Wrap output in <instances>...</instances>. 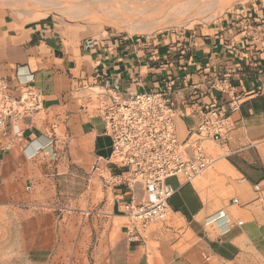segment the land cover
I'll return each mask as SVG.
<instances>
[{
	"label": "crops",
	"instance_id": "obj_1",
	"mask_svg": "<svg viewBox=\"0 0 264 264\" xmlns=\"http://www.w3.org/2000/svg\"><path fill=\"white\" fill-rule=\"evenodd\" d=\"M254 20L258 23L250 25L249 20L225 18L187 38L146 44L112 39L105 47L84 50L83 42L96 38L72 25L54 18L26 23L0 12V78L10 86L31 80L30 86L44 100L42 111L21 122L25 149L0 153V209L19 210L28 195H41L43 185H49L50 193L56 167L53 155L59 148L67 167L80 177H94V168L105 166L110 140L103 135L100 118L82 109L91 88L142 93L157 88L168 70L180 79L186 76V82L195 84L202 94L196 101L187 99L188 94L174 96L176 125L182 131L197 120L203 105L212 100L224 102L217 92L205 91L204 76L215 71L227 75L236 92H251L230 116L227 142L219 147L224 155L214 167L217 174L234 176L228 184L234 185L233 192L231 197L220 198L204 191V179L195 184L173 177L166 180L173 191L169 213L188 236L186 248L174 252L170 264L228 263L245 249L264 259V223L260 221L264 164L257 154V144L264 141V20ZM156 52L160 57L170 53L167 67L148 61L149 54ZM237 63L242 71L235 68ZM58 124L60 136L55 133ZM111 191V214L104 217L101 231L108 252L99 264H151L148 242L160 238L158 233L145 236V230L140 240L131 241L122 225L118 241L111 240L110 219L124 218L122 205L130 200V192L123 187ZM137 192L134 195L140 196ZM16 231L19 240L12 247L32 264H50L57 248L56 214L35 211L18 222Z\"/></svg>",
	"mask_w": 264,
	"mask_h": 264
},
{
	"label": "built area",
	"instance_id": "obj_2",
	"mask_svg": "<svg viewBox=\"0 0 264 264\" xmlns=\"http://www.w3.org/2000/svg\"><path fill=\"white\" fill-rule=\"evenodd\" d=\"M136 42L146 44L139 39ZM96 45V40L90 38L82 47L90 50ZM170 56L160 57L156 52L149 54L148 61L167 67ZM235 68L242 71L240 63ZM205 76L206 93L217 92L224 102L212 100L203 105L197 120L184 128L185 136L176 125L174 96L188 94L187 99L196 101L202 94L195 84L186 82V76L180 79L168 70L157 88L142 93L107 86L89 90L82 109L100 118L103 135L110 140L105 166L94 170L106 187H123L130 192L122 213L131 241L140 240L149 224L168 215V199L173 194L166 184L168 178L191 184L213 165L215 159L207 154L205 144L225 146L230 116L239 111L243 98L251 93L236 92L227 75L210 71ZM30 82L10 86L0 78V153L25 149L21 122L44 108L41 92ZM135 190L140 196L134 195Z\"/></svg>",
	"mask_w": 264,
	"mask_h": 264
},
{
	"label": "rangeland",
	"instance_id": "obj_3",
	"mask_svg": "<svg viewBox=\"0 0 264 264\" xmlns=\"http://www.w3.org/2000/svg\"><path fill=\"white\" fill-rule=\"evenodd\" d=\"M11 1L12 6L7 4L6 0H0L1 13H9L26 23L54 18L64 25H72L73 28L81 30L84 34L95 37L99 43L97 45L102 47H105L112 39H118L122 42L138 39L142 42H149L155 39L161 40L162 38H168L169 40H177L181 37L187 38L201 29L214 27L225 18L234 17L238 21L249 20L250 25L258 23L254 19L264 20V0H227L228 3H226V0H220L221 3L216 0L213 7L203 9L204 12L199 11V3L194 4L189 9L175 8L174 6L178 0H165L166 2H163L164 0H142L143 3L141 0H134V2L133 0H110L104 10L97 11L95 8L93 13L84 15L80 19L70 17L72 15L70 11L56 12L41 7L40 4H34L31 0ZM69 1L71 0H63L62 3L68 5ZM147 3L150 7L146 5ZM215 5L219 6L216 7ZM124 6L135 8L127 9ZM218 7L219 9L215 12L218 15H216L213 9L216 10ZM220 7H222V10ZM152 8L153 10H151ZM156 8L161 9L157 11ZM137 10L141 11L138 16L136 15ZM195 10L196 12H194ZM157 12L162 14L158 15ZM213 15L215 16L212 17ZM131 25L134 26L133 29ZM138 25L140 27L142 25L140 29L143 33L141 30H137ZM149 27L151 28L149 29ZM145 29H148V31H145ZM133 30L134 32H132ZM58 125L60 126L55 129V133L60 136L62 127L61 124ZM182 133V136H185L184 129ZM205 147L207 154L212 156L215 162L194 181V184L198 180L204 179L206 181L205 192L218 195L220 198L231 197L234 185L228 184L234 179V176L230 173L217 174L214 171L215 163L219 158H223L224 152L211 143H206ZM257 154L260 162L264 164V141L257 144ZM53 160L56 167L51 178L50 193L47 190L49 185H43L40 190L41 195L35 197L28 195L19 210L0 209V264H32L19 252L18 248L12 247V242L19 240L16 231L18 222L24 216L35 211H50L56 214L57 217V248L52 254L50 264H99L107 258L108 250L104 241L101 240L105 233L101 231L104 217L107 219L111 214L113 203L111 188L106 187L97 175L94 177H80L70 171L61 148L53 155ZM137 193L140 194V191ZM260 221L264 223V206L260 212ZM126 223L125 218L110 219V225L112 226L110 238L112 241L114 237L115 241H118L119 228ZM151 233H158L160 237L155 241L148 242L149 262L151 264H170L173 259L172 254L183 251L187 246L188 236L184 235L182 224L170 213L164 220L147 226L145 236ZM43 262L36 264H45ZM212 264H264V259L254 250L245 249L232 262L212 261Z\"/></svg>",
	"mask_w": 264,
	"mask_h": 264
},
{
	"label": "bare ground",
	"instance_id": "obj_4",
	"mask_svg": "<svg viewBox=\"0 0 264 264\" xmlns=\"http://www.w3.org/2000/svg\"><path fill=\"white\" fill-rule=\"evenodd\" d=\"M14 1H16V2H18V1H22V0H14ZM30 1V0H29ZM34 4H40L41 5V7H44V8H49L50 10H54V11H56V12H61V11H70V12H72V15H70V17H72V18H78V19H80L81 17H83L84 15L86 16V15H88V14H91V13H93V11H94V9L96 8V10L97 11H101V10H104L105 9V7L107 6V4H108V2L110 1V0H71V1H69V3H68V5L67 4H63L62 3V1H60V0H31ZM129 1V0H128ZM127 1V2H128ZM137 1H139V0H137ZM153 1V0H152ZM156 1V0H155ZM161 1H163V0H161ZM168 1V0H167ZM220 1V0H219ZM223 1V0H222ZM222 1H220V3L222 2ZM5 2V1H4ZM6 2H7V4H9L10 6H12L11 4H12V1L11 0H9V1H7L6 0ZM122 2V1H121ZM124 2V1H123ZM133 2H134V0H133ZM141 2H142V0H141ZM151 2V1H150ZM158 2V1H157ZM160 2V1H159ZM163 2H166L165 0L163 1ZM230 2V1H229ZM21 3V2H20ZM137 3V2H136ZM135 3V4H136ZM140 3V2H139ZM143 3V2H142ZM142 3H140L142 6H143V4ZM146 3V2H145ZM144 3V4H145ZM149 3V2H148ZM146 4V5H148L149 6V4ZM151 3H153V2H151ZM161 3V2H160ZM159 3V4H160ZM197 3H199V11L200 10H202L203 11V9H208V8H210V7H213V5L216 3V0H178L177 1V3H176V5L174 6L175 8H179V9H189V8H191L192 6H194V4H197ZM226 3H228V1L226 0ZM15 4V3H14ZM34 4H32V5H34ZM131 4V3H130ZM134 4V3H133ZM138 5V6H141V5ZM156 4V3H155ZM168 4H169V2H168ZM167 4V5H168ZM32 5H30V6H32ZM64 5V6H63ZM67 5V6H66ZM94 5H96V6H94ZM120 5V4H119ZM224 5H225V3H224ZM223 5V6H224ZM228 5V4H227ZM21 6H22V4H21ZM121 7H123L122 5H120ZM126 6V5H125ZM124 6V8H129V7H125ZM134 6V5H133ZM148 6H147V10H148ZM151 6H153L152 4H151ZM169 6V5H168ZM167 6V7H168ZM216 7L217 6H219V5H215ZM19 7V6H18ZM23 7V6H22ZM132 7V6H131ZM131 7L129 8V9H131ZM137 7V6H136ZM150 7V6H149ZM160 7H162V6H160ZM13 8V7H12ZM24 8V7H23ZM132 8H135V7H132ZM159 8V7H158ZM195 8H197V7H195ZM215 8V7H214ZM222 7H220V9H221ZM20 9V8H19ZM120 9V8H119ZM157 9V8H156ZM161 9V8H160ZM159 9V10H160ZM164 9V8H163ZM211 9V8H210ZM213 9V8H212ZM219 9V7L218 8H216V10L215 9H213V12H214V14H216L215 12L217 11ZM144 10V9H143ZM151 10H153V8L151 9ZM150 10V11H151ZM154 10H155V8H154ZM158 9H157V11H159ZM166 10V9H165ZM215 10V11H214ZM222 10V9H221ZM220 10V12H222ZM25 11V10H24ZM107 11V10H106ZM138 12H137V16H138V13L139 12H141V11H139V10H137ZM162 11V10H161ZM181 11V10H180ZM26 12V11H25ZM69 12V13H70ZM152 12V11H151ZM164 12V11H163ZM194 12H196V10L194 11ZM204 12V11H203ZM209 12H211V11H209ZM208 12V13H209ZM62 13V12H61ZM144 13V12H143ZM150 13V12H149ZM202 13V12H201ZM200 13V14H201ZM207 13V12H206ZM95 14V13H94ZM93 14V15H94ZM103 14V13H102ZM107 14V13H106ZM141 14V13H140ZM157 14H158V12H157ZM162 13H160V14H158V15H161ZM189 14V13H188ZM69 15V14H68ZM96 15V14H95ZM94 15V16H95ZM97 15H99L98 13H97ZM133 15V14H132ZM131 15V16H132ZM144 15V14H143ZM187 15V14H186ZM212 15V14H211ZM216 15H218V14H216ZM151 16V15H150ZM190 16V15H189ZM215 15H213L212 17H214ZM100 17H101V15H100ZM107 17V16H106ZM109 17V16H108ZM121 17V16H120ZM89 18V17H88ZM87 18V19H88ZM94 18V17H93ZM111 18V17H110ZM132 18V17H131ZM177 18V17H176ZM180 18V17H179ZM86 19V18H85ZM135 19V18H134ZM91 20H92V17H91ZM189 20V19H188ZM117 21V20H116ZM112 23V22H111ZM126 23H127V21H126ZM130 23V22H129ZM122 24V23H121ZM143 24V23H142ZM155 25V24H154ZM139 26V27H138ZM137 27L139 28H137V30L139 31V30H141L140 28H142V25H141V27H140V25H138ZM145 26H147V25H145ZM149 26V25H148ZM117 27V26H116ZM134 27V26H133ZM133 27H132V25H131V28L133 29ZM135 27H136V25H135ZM152 27V26H151ZM151 27H149V29L151 28ZM156 27V26H155ZM145 28H147V27H145ZM142 31V30H141ZM145 31H148V29L146 30L145 29ZM132 32H134V30L132 31ZM136 33V32H135ZM142 33H143V31H142ZM149 34V33H148Z\"/></svg>",
	"mask_w": 264,
	"mask_h": 264
}]
</instances>
